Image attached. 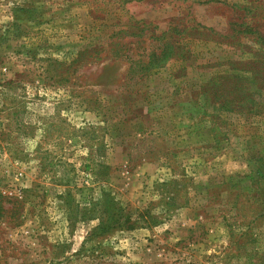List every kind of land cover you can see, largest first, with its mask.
Masks as SVG:
<instances>
[{"label":"rangeland","instance_id":"1","mask_svg":"<svg viewBox=\"0 0 264 264\" xmlns=\"http://www.w3.org/2000/svg\"><path fill=\"white\" fill-rule=\"evenodd\" d=\"M0 264H264V0H0Z\"/></svg>","mask_w":264,"mask_h":264},{"label":"trees","instance_id":"2","mask_svg":"<svg viewBox=\"0 0 264 264\" xmlns=\"http://www.w3.org/2000/svg\"><path fill=\"white\" fill-rule=\"evenodd\" d=\"M195 28L192 27L191 30H194ZM196 31H198L196 29ZM144 33V29H141L140 32H134V34L136 36H142ZM195 33H199L198 32H195ZM191 34L193 33H188V29L187 28H180L178 26L170 29L169 31H163L161 34H155L153 35L154 38L156 39H160L162 37H165L166 42L163 43V48L162 50L160 51L159 54H156L155 51L152 52V55H155L157 57H159L157 59V61H163L167 58H171L172 56H175V55H179V56H184L183 55V45L181 44V42L179 41V36L182 35L183 37L185 36H191ZM115 43H120L119 41H115ZM182 45V46H181ZM122 51L119 52V54L121 53ZM123 55V54H122ZM151 61L149 60L148 64L150 63ZM145 63V62H144Z\"/></svg>","mask_w":264,"mask_h":264}]
</instances>
